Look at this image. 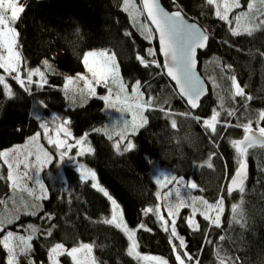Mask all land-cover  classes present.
Instances as JSON below:
<instances>
[{"label":"trees","instance_id":"16d2710c","mask_svg":"<svg viewBox=\"0 0 264 264\" xmlns=\"http://www.w3.org/2000/svg\"><path fill=\"white\" fill-rule=\"evenodd\" d=\"M162 2L169 10H177L179 5L188 19L199 22L210 35L208 50L199 55L200 70L210 92L198 111H191L177 95L163 68L145 69L137 61V54L151 59L145 50L153 48L157 53L155 58L161 65L164 63L156 38L146 40L136 29L129 13L123 10L122 0H22L25 11L14 25L19 33L18 43L27 68L43 69L47 83L43 88L31 86L26 92L0 69V75L8 78L14 93L8 98L0 86V151L25 142L41 131L44 117L56 113L71 122L68 127L74 137L88 134L94 153H87L80 160L95 171L99 182L121 206L128 225L137 229L143 223L151 229L137 231L141 253L163 256L169 264H178L169 233L152 213L142 214L146 208L159 204L154 173V167L159 165L170 169L176 177L192 179L197 184L195 193L210 203H215L221 195L225 199L219 228L209 226L198 213L195 219L199 230L191 229L184 219L191 214L188 208L182 209L178 216L177 232L185 240L186 251L199 264H219L218 255L230 258L234 264H264V149H249L250 176L243 194L244 226L232 223L231 205L240 203V195L237 191L227 195L236 168L230 141L244 136L243 128L235 125L252 119V126L264 127V121L255 123L257 114L264 111V55H261L264 30L256 31L251 37L232 36L228 25L214 15V7L206 5V0ZM247 2L242 0L244 7ZM93 50L114 52L128 91L139 80L145 99L155 98L153 105L145 110L147 123L132 135L134 148L128 151L118 153L114 147L117 138L109 139L96 131L108 121L106 101L100 98L107 94L105 88L98 86L96 95H89L81 106H68L66 75L83 71V56ZM44 60L49 61L52 70L43 67ZM232 75L245 88L246 95L252 97L251 101L245 103L240 97L230 96L228 77ZM213 109L221 113L216 134L206 132L202 126V120L210 119ZM232 109L236 115L228 117L226 112ZM195 116L201 122L193 119ZM172 119L176 120L175 129L170 127ZM225 123L233 126L225 128L222 126ZM49 150L54 158L42 171L48 191L41 203L42 210L36 216L21 214L7 230L26 234L28 224L41 230L55 225L51 237L38 234L34 238L36 253L43 259H47V252L55 243L72 248L77 242H84L94 245L93 254L99 264H142L127 254L130 242L126 235L103 223L111 217L110 201L91 187V181H82L75 166L66 163L61 167L58 154ZM210 157L211 168L207 167ZM0 176L4 177L0 179V201H6L13 196L11 182L6 178L7 167ZM45 214L53 219L47 221ZM221 236L225 237L224 241L219 239ZM63 260L64 264H72L66 255ZM6 261L7 253L0 246V264Z\"/></svg>","mask_w":264,"mask_h":264},{"label":"snow or ice","instance_id":"6c2138e0","mask_svg":"<svg viewBox=\"0 0 264 264\" xmlns=\"http://www.w3.org/2000/svg\"><path fill=\"white\" fill-rule=\"evenodd\" d=\"M123 10L129 13L134 24L138 25L142 30V34L146 40L151 41L158 38L160 52L163 54L164 63L161 65L156 57V50L148 48L145 50V55L151 59H146L145 56L136 55L137 61L142 67L148 69L155 66L157 69H166L163 74L170 77L179 86L177 95L181 99H185L186 103L190 105L191 109H196L200 98L205 94L206 89L203 87L202 81L195 71L196 68V51L197 49H204L207 47L209 35L206 30L201 29L195 23H188L182 15V11L177 5V10L174 12L166 11L160 0H141L140 6H137L135 0H122ZM206 5L214 7V15L221 21L228 25V30L232 36L248 35L253 36L256 31L264 30V0H248L246 10L237 12L234 16V10L241 9L243 6L241 0H206ZM25 11V8L19 3V0H0V69H3L8 77L15 80L21 88L26 92L30 91L33 83L38 87L43 88L47 83L45 71L40 67L27 68V62L22 56L21 48L18 43L19 33L15 28V22L20 15ZM140 17L154 25V29L149 24L141 23ZM158 33V37H155ZM130 36V33H125ZM225 43H227L225 41ZM261 55H264L262 53ZM90 58H93L90 62ZM24 66L22 74L21 67ZM83 64L87 70L88 75H80L77 77H67L65 85V92L67 94L69 85L79 88V81H83V88H79L81 94L87 93L90 96L96 95V87L102 86L107 90L108 95L101 96L102 100L108 102L110 108H115L120 105L119 111L131 114V120H125L119 132L115 135L119 136V141L114 145L116 151H121L120 141H124L127 135L135 133L138 128L143 127L147 123V118L144 115L146 109H149L153 103V97L145 99L144 92L141 91V82L136 80L132 86L131 94L128 91V85L123 80L120 74V66L117 62L116 55L110 50H93L88 51L83 56ZM43 67L52 70V65L48 60L42 62ZM231 67V66H227ZM159 74V73H157ZM23 75V78H22ZM33 77H39V80L34 81ZM232 91L230 96L235 99L240 97L245 103L251 101L252 97L245 94V88L242 87L234 75L229 76ZM0 86L3 87L5 95L12 98L14 93L10 85L6 82V77L0 75ZM150 87V85H149ZM114 88L116 89L114 92ZM71 98V97H70ZM221 99L220 107L223 108V97ZM159 111L164 112L163 108ZM184 115H191V113H184ZM221 113L216 109L212 110L210 119H203L202 126L206 132L210 134L217 133V125L221 123L219 120ZM228 117L236 115V110L232 109L226 112ZM197 122H201L199 116L193 117ZM264 121V111L257 114L255 123L260 124ZM69 120L57 122L55 128H49L47 123H41L40 127L43 129V136L47 143L55 147L61 152L60 159H64L73 148L79 147V155L87 153H94V149L87 144V133L84 136L76 139L73 136L68 125ZM253 120L249 119L246 123L236 124L235 127H242L244 136L239 140H231L230 145L234 149V161L236 168L234 174L230 179V184L227 188V195L231 196L234 191L240 195V203H233L231 205L232 223L235 225L244 226L246 212L243 205V194L245 193V184L247 180V157L249 149H254L257 146L264 149V127H258L254 130L252 127ZM223 127L233 126L230 123H225ZM170 127L175 129L177 127L176 120L172 119ZM101 131V129H96ZM109 139L113 138V132L104 130ZM54 135L50 134L53 133ZM41 133H36L28 139V142L23 146H14L11 149L0 151V161L2 165L7 166V180L11 182L13 189V203L16 201V195L26 192L29 197L33 198L31 205L25 204L23 211L25 215L36 216L42 210V205L39 203L46 199V189L44 183L38 178L36 173L42 170L43 166L52 160L51 154L39 143ZM69 140H74V143H69ZM134 148V144L129 141L124 147V151ZM34 156L35 163L30 162V157ZM207 163V167L211 168L212 164ZM25 171H21V166ZM81 169L80 179L82 181L91 180V187L97 189L99 192L110 201L111 217L104 219L103 223L110 226H115L116 229L121 230L130 242L127 249V254L138 261H152L155 264H168V261L162 257L141 255L138 251V243L136 240V232L139 229L151 231L147 229L143 223L138 225L137 229H132L127 226L123 219V210L117 201L109 194V192L99 185V181L95 171L87 168L84 164H80ZM31 170L30 175L28 170ZM0 176V179H3ZM25 179L32 180L38 188H29L25 183ZM177 185L174 189H169L164 193V206L167 208L168 216L171 220H165L160 213V205L156 207H148L143 210V215L152 213L156 220L161 222V227L165 232L169 233L170 245L175 255V260L178 264H199L187 251L186 243L183 237L177 234L176 219L182 208H190L191 214L185 217L186 225L193 230H199V225L196 223L194 217L199 213L209 226L219 228L221 226V217L225 211V199L223 195L217 198L215 203H209L204 197L185 196L182 195L181 188L196 189L197 184L194 182H185L183 179H177L170 174L162 173L156 178L157 185L167 187V185ZM159 199L161 193H156ZM5 201H0V204H5ZM19 219V210L10 218L0 216V233L5 232L8 224L14 223ZM44 219L51 221L53 217L50 214H45ZM170 225V227H169ZM25 227V226H21ZM55 227L46 230H41L33 224L26 226L27 235H21L13 231H7L0 237V246L7 253L6 264H19V257L23 255L28 264H34L31 259L32 244L34 238L39 235L51 237L52 230ZM221 241L225 240L224 236L219 238ZM172 241H178L173 243ZM212 243V241H209ZM183 250V251H179ZM94 245L92 243L77 242L71 249H67L63 243H55L50 246L48 250L49 264H60L58 257L66 255L72 261V264H99L97 258L94 256ZM219 264H234L230 258L217 256Z\"/></svg>","mask_w":264,"mask_h":264},{"label":"rangeland","instance_id":"374dc122","mask_svg":"<svg viewBox=\"0 0 264 264\" xmlns=\"http://www.w3.org/2000/svg\"><path fill=\"white\" fill-rule=\"evenodd\" d=\"M19 3L23 6V4H22V0H19ZM135 3L137 4V6H140V4H141V3L139 4L137 0H135ZM241 4H242L243 7H242L240 10H239V9L234 10V12L232 13L233 15H235V14H236L237 12H239V11L246 10V7H244V5H243V3H242V0H241ZM130 18H131V17H130ZM131 20H132V19H131ZM132 22H133V20H132ZM140 22H141V23H145V24H149L148 21H147V20L145 21L143 17H140ZM133 24H134V22H133ZM134 26H135L136 29L142 34V30L139 28V26L136 25V24H134ZM149 26H151V25L149 24ZM142 35L144 36V34H142ZM96 51H98V50H96ZM55 55H57V53H56ZM92 59H93V58H90V62H91ZM116 59H117V58H116ZM117 62H118V61H117ZM41 70L43 71V69H41ZM21 71H22V74H23L24 70H22V67H21ZM78 74H80V75H88V76H90V74L87 73L86 68H84V70L81 71V72H78V73H75V74H67L66 76H67V77L75 78V77H77ZM22 78H23V75H22ZM7 79H8V78L6 77V82L9 84V81H8ZM33 80H34V81H37V80H39V77H33ZM66 83H67V81H66ZM9 85H10V84H9ZM65 85H66V84H65ZM31 86H37V84L33 83V85H31ZM83 86H84L83 81H79V88H83ZM97 87H98V86H97ZM97 87H96V89H97ZM79 88H76V87H74L73 85H69V90H68V92H67V94H66L67 99H68V106H71V107H74V106H81V105H83V104L85 103L86 99L89 97V95H88L87 93L81 94V92L79 91ZM115 90H116V89L114 88V92H115ZM129 94H131V92H129ZM245 94H246V92H245ZM105 95H108V93H107V94H104L103 96H105ZM70 97H71V98H70ZM77 97H80V98L83 97L82 101H79V99H78ZM119 107H120V105H117L115 108H110V107L108 106V102H106V114H107V117H108V121H107V123H106L103 127L99 128V129H101L100 132H102V133H104V134H105V131H104V130H110V131L113 132V137H114V138H117V139L115 140L114 144H115L117 141H119V136L115 135V133L120 131V128L123 126V122H124L125 120H131V114H130V113H126V112H121V111H119V110H118ZM49 113H50V112H49ZM144 115H145V112H144ZM43 119H44V123H47L48 126H49V128H51V129H54V128H55V124H56L57 122H62V121H63V119H62V117H61L60 115H58V114H56V113H53V112L50 113V114H48V115H47L46 117H44ZM252 127L254 128L255 126H252ZM258 127H259V126H258ZM258 127H255L254 129H258ZM138 130H139V128L137 129V131H138ZM137 131H136V132H137ZM136 132H135V133H136ZM37 133H38V132H37ZM39 133H41L39 143H40L41 145H43V147H44V148H45V149L51 154V156H52L53 158H54V155L50 152L49 149H51L54 153H57V154H58V156H59V162H60V164H61V167H62L64 164L68 163V164H70V165L75 166V167L78 169V171H79V173H80V175H81V169L79 168V165H80V164H83V163L81 162L80 158H81L82 156H84L85 154H87V152L85 151V154L81 156V155L78 154L79 151H80L79 147H76V148H73L72 151L69 152L68 155H67L66 157H64V159H60L61 152L58 151V150H57L55 147H53L52 145H50V144L47 143L46 138L43 136V129H41V131H39ZM135 133H131V132H130V133L127 135V137H126V139H125L124 141H120V143H121V151L124 149V147L126 146L127 142L131 141V142L133 143V140H132L133 137H132V135H134ZM50 134L54 135V132H53V133H50ZM34 135H35V134H34ZM105 135H106V134H105ZM107 136H108V135H107ZM31 137H32V136H31ZM29 138H30V137H29ZM29 138H28V139H29ZM75 138H76V139H79L80 137H75ZM28 139H27L25 142H23V143H19V144H16V145H14V146H18V145H19V146H23V145H25V144L28 142ZM69 143H74V140H69ZM14 146H12V147H14ZM88 146H91V144L89 143L88 138H87V144L84 146L85 149H86ZM12 147H10V148H8V149H11ZM91 147H92V146H91ZM8 149H5V150H8ZM249 152H250V151H249ZM53 158H52V160H53ZM247 159H249V155H248ZM52 160H51V161H52ZM51 161H50V162H51ZM30 162L33 163V164L35 163L34 156L30 157ZM50 162H49V163H50ZM49 163L45 164V165L43 166L42 170L39 171L38 173H36V175L38 176V178H39L42 182H43L42 171H43V169H44L45 167H47V166L49 165ZM84 165H85V164H84ZM85 166H86V165H85ZM4 167H7V166H6V165H2V161H0V173L3 171ZM86 167H87V166H86ZM87 168H88V167H87ZM21 171H25V169L23 168V165L21 166ZM28 171H29V173H30V175H31V174H32L31 170L29 169ZM154 173H155V178H157L158 176H160L162 173L170 174L171 176L176 177V176L172 173V171H171L170 169L165 168V167H162V166H159V165H156V166L154 167ZM97 178H98V177H97ZM176 178H177V179H183L186 183H187V182H194L192 179H189V178H184V177H176ZM89 181H91V180H89ZM98 181H99V180H98ZM91 182H92V181H91ZM25 183L27 184V186H28L29 188H38V186L35 185V184L33 183L32 180L25 179ZM43 183H44V182H43ZM194 183H195V182H194ZM44 185H45V183H44ZM99 185L102 186V184H101L100 182H99ZM176 186H177V185L175 184V182H173V184L167 185V187H161V186L158 185L159 192L161 193V196H160V198H159L160 213H161V215L164 216V219H165V220H169V221H170L171 218L168 216L167 208L164 206L163 196H164V193H165V192H167L169 189H174ZM102 187H103V186H102ZM104 188H105V187H104ZM45 189H46V197H47V195H48V191H47L46 185H45ZM105 189H106V188H105ZM106 190H107V189H106ZM195 190H196V189H189V188H184V187L181 188L182 195H185V196L191 195V196H196V197H202V196L196 194V193H195ZM107 191H108V190H107ZM13 195H14V193H13ZM206 200H207V199H206ZM5 202H6L5 204H1V206H0V216H3L4 218H10L12 215H15V214H16L17 210H19V217H20V215L24 213V211H23V207H24V205H25V204L31 205V203H33V198H32V197H29L28 194H27L26 192H22V193H19L18 195H16V201H15V203H13V196H12L11 198L7 199ZM39 203L41 204L42 201H40ZM117 203H118V202H117ZM209 203H210V202H209ZM120 207H121V206H120ZM121 209H122V208H121ZM182 209H184V208H182ZM182 209H180L179 214H181ZM188 209L190 210V208H188ZM190 212H191V210H190ZM179 214H178V216H179ZM197 214H198V213H197ZM123 219H124V222L127 224V226H128L129 228H131V227L128 225L126 219L124 218V215H123ZM177 219H178V217H177ZM177 219H176V222H177ZM194 219H195V217H194ZM195 221H196V219H195ZM160 224H161V222H160ZM9 225H10V224H8L7 226H9ZM7 226H6V227H7ZM169 227H170V225H169ZM7 231H10V230H7V228H5V232L3 233V235H4ZM15 233H18V234H21V235H27V233H26V234H22V233H20V232H15ZM0 234H2V233H0ZM177 234H178V232H177ZM178 235H179V234H178ZM136 240H137V232H136ZM31 244H32L31 259L34 261V264H49L48 252H47V259L40 258V257L37 255L36 250H35V247H34V239L31 241ZM64 245H65V244H64ZM65 247H66L67 249H71L70 247H68V246H66V245H65ZM138 251H139V248H138ZM139 253H140L142 256H143V255H149V254H143V253H141L140 251H139ZM64 256H65V255L58 257V259H59V261H60V264H64V260H63V257H64ZM149 256H158V255H149ZM158 257H162V258H164V259L167 260V258H165V257H163V256H158ZM167 261H168V260H167ZM6 262H7V261H6ZM140 262H141L142 264H155V262H152V261H140ZM19 264H28L27 259H26L23 255H21V256L19 257ZM168 264H169V262H168ZM186 264H187V262H186Z\"/></svg>","mask_w":264,"mask_h":264},{"label":"water","instance_id":"95a60500","mask_svg":"<svg viewBox=\"0 0 264 264\" xmlns=\"http://www.w3.org/2000/svg\"><path fill=\"white\" fill-rule=\"evenodd\" d=\"M140 3H141V0H140ZM160 3H161V5H162V7H163L166 11H169V12H174V11H176V10H169V9L163 4L162 0H160ZM182 15L184 16V18L187 20L188 23H195V24H197L201 29L205 30L199 22L188 19L187 16H186L183 12H182ZM147 21H148V20H147ZM148 23L151 25V22H150V21H148ZM151 27L154 29L155 26H154V25H151ZM207 34L209 35L208 32H207ZM155 35H156V37H158L159 34H158V33H155ZM156 41H157L158 48H159V54H160V56H161V58H162V60H163V62H164L163 54L160 52V46H159L158 38H156ZM209 45H210V35H209V40L207 41V47L204 48V49H199V48H198L197 51H196V57H195V59H196V61H197L195 71H196V73L198 74V76L200 77V79H201V81H202V84H203V87L206 89L205 94L200 98V100H199V102H198L199 106H198L196 109H191L190 105H188V104L186 103V100H185V99H182V100L185 101L187 107H188L191 111H193V112H196V111H198V110L200 109L203 100L209 95V92H210V90H209V84H208L207 80L205 79V77L203 76V74L201 73V70H200V60H199V55H200V53H204V52H206V51L208 50V48H209ZM164 72H166V69H164ZM165 76H166V78L172 83V85H173V86L175 87V89H176V92L178 93V88H179V86L176 85L175 81H173L170 77H168L167 75H165ZM253 129H254V128H253ZM254 130H256V129H254ZM241 139H242V138H241ZM257 147H259V146H257ZM249 176H250V163H249V161H248V159H247V180H246V183H247V181H248V179H249ZM229 184H230V182H229ZM229 184H228V186H229ZM235 192H236V191H234L233 193H235Z\"/></svg>","mask_w":264,"mask_h":264},{"label":"bare ground","instance_id":"6f19581e","mask_svg":"<svg viewBox=\"0 0 264 264\" xmlns=\"http://www.w3.org/2000/svg\"><path fill=\"white\" fill-rule=\"evenodd\" d=\"M156 36V35H155ZM96 91H97V89H96ZM97 93V92H96Z\"/></svg>","mask_w":264,"mask_h":264}]
</instances>
